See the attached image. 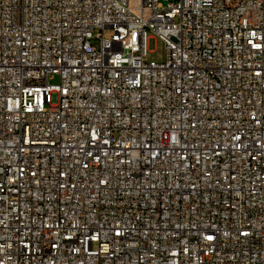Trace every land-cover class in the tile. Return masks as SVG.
Here are the masks:
<instances>
[{"label":"built area","instance_id":"2783aa9c","mask_svg":"<svg viewBox=\"0 0 264 264\" xmlns=\"http://www.w3.org/2000/svg\"><path fill=\"white\" fill-rule=\"evenodd\" d=\"M0 264H264V0H0Z\"/></svg>","mask_w":264,"mask_h":264},{"label":"rangeland","instance_id":"374dc122","mask_svg":"<svg viewBox=\"0 0 264 264\" xmlns=\"http://www.w3.org/2000/svg\"><path fill=\"white\" fill-rule=\"evenodd\" d=\"M111 35L110 30L105 31V36L109 37ZM150 52L149 57L155 61H161L165 58V46L164 43L158 38H149L148 40ZM51 83L55 84L59 82L58 76L53 77L50 80Z\"/></svg>","mask_w":264,"mask_h":264}]
</instances>
